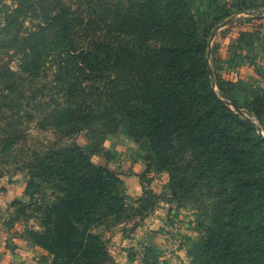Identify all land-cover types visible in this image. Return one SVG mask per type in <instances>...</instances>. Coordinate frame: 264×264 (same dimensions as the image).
Wrapping results in <instances>:
<instances>
[{"label": "rangeland", "instance_id": "1", "mask_svg": "<svg viewBox=\"0 0 264 264\" xmlns=\"http://www.w3.org/2000/svg\"><path fill=\"white\" fill-rule=\"evenodd\" d=\"M100 1L102 5L97 4ZM83 3L0 0V198L9 197L6 189L14 180L26 182L20 196L4 209L0 205V264H52L56 258L52 250L39 244L35 234L43 232L45 220L65 193L31 164L35 154L40 156L53 144L56 134L55 128L43 124L44 110L33 108L30 96L34 95L37 103L49 99L45 86L50 85L59 50L69 39L64 35L68 29L62 9L68 8L78 20L86 9L80 8ZM92 5L119 9L126 14L124 18L133 17L134 9L141 12L139 19L148 18L138 24L145 37L133 38L122 31L120 41L125 44L151 47L156 41L175 44L191 40L205 46L198 53L186 50L185 68L190 72L199 67L203 79L199 88L212 87L234 115L252 124L241 133L246 135L247 150L252 153L254 177L264 185V143L259 141L264 139V0H93ZM184 6L186 12L178 22L193 27L194 21L193 32L178 27L180 34L173 37L151 30L157 22L176 26L174 9ZM75 41L81 46L82 41L100 40L83 34ZM22 64L25 68L40 66V71L18 88L14 78L19 75H11L12 71H22ZM20 91L26 93L23 101L17 94ZM19 102L21 107H17ZM116 117L113 124L97 122L76 136L95 163L117 174V195L123 197V205L112 212L106 201L91 214L92 239L82 247L75 264H193L204 250L207 228H213L202 206L197 205L202 202L180 198L172 187L170 172L161 166L145 134L133 137L125 115ZM133 183L140 184L139 194L129 188ZM106 209L111 212L106 214ZM79 249L78 245L73 247L74 251ZM59 258L64 260L62 254Z\"/></svg>", "mask_w": 264, "mask_h": 264}, {"label": "trees", "instance_id": "2", "mask_svg": "<svg viewBox=\"0 0 264 264\" xmlns=\"http://www.w3.org/2000/svg\"><path fill=\"white\" fill-rule=\"evenodd\" d=\"M83 2L80 8L86 9L78 20L68 8L62 9L68 29L64 35L69 39L55 59L50 85L45 86L49 99L37 103L30 96V105L44 110L43 124L55 128L56 134L53 144L40 151V156L35 154L31 164L65 193L45 220L43 232L35 234L39 244L56 255L52 264L79 261L82 247L92 239L91 214L104 207L103 202H109L106 208L112 212L123 205V197L117 195V174L95 163L76 140L82 130L97 122L113 124L119 113L129 120L133 137L145 134L161 166L170 172L179 197L202 202L196 204L202 206L213 228H207L204 250L193 264H264V185L254 177L252 153L241 133L252 124L234 115L212 87L199 88L203 81L199 67L190 72L185 68L186 50L198 53L205 46L191 40L156 41L151 47L125 44L120 41L122 31L133 38L145 37L138 24L148 18L139 19L141 12L134 9L133 17L124 18L126 14L119 9H97L93 0ZM97 4L102 5L101 1ZM184 11L186 6L174 9L176 26L157 22L151 30L173 37L180 34L178 27L193 32L194 21L193 27L178 22ZM83 34L100 41H82L79 44L84 45L79 46L75 38ZM39 69L22 64V71H12L11 76L19 75L14 78L19 88L27 77H36ZM17 94L20 101L25 100V92ZM259 141L264 143V139ZM260 147L255 145V149ZM75 245L79 251L73 250Z\"/></svg>", "mask_w": 264, "mask_h": 264}, {"label": "crops", "instance_id": "3", "mask_svg": "<svg viewBox=\"0 0 264 264\" xmlns=\"http://www.w3.org/2000/svg\"><path fill=\"white\" fill-rule=\"evenodd\" d=\"M25 179L19 180L16 179L14 182L11 183V185L6 189L8 192H10L9 197L6 196L4 198H0V205L2 206L1 208L4 209L6 206L10 204V202L13 200V198H16L20 196L25 190L26 187V182L24 181ZM129 188L133 189L134 194H139L141 191V186L138 183H133L129 185Z\"/></svg>", "mask_w": 264, "mask_h": 264}]
</instances>
